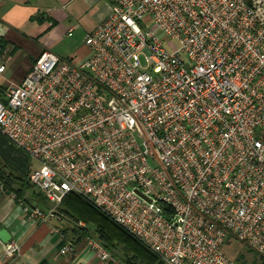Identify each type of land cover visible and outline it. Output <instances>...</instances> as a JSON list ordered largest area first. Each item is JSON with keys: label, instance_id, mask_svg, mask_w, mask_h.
<instances>
[{"label": "built area", "instance_id": "1", "mask_svg": "<svg viewBox=\"0 0 264 264\" xmlns=\"http://www.w3.org/2000/svg\"><path fill=\"white\" fill-rule=\"evenodd\" d=\"M109 1L87 58L46 50L0 99V134L50 204L22 214L62 221L77 194L165 264H236L228 239L264 255V0Z\"/></svg>", "mask_w": 264, "mask_h": 264}, {"label": "crops", "instance_id": "2", "mask_svg": "<svg viewBox=\"0 0 264 264\" xmlns=\"http://www.w3.org/2000/svg\"><path fill=\"white\" fill-rule=\"evenodd\" d=\"M110 9L109 0H0V55L5 65L4 71L0 72V99H4L5 89L10 84L24 79L46 50L61 58H86L89 55L87 46L84 52L72 48L59 54L58 44L68 41L77 27L84 28L85 36L94 31ZM4 169L10 172L7 167ZM22 194L25 203L49 209V202L36 188L24 185ZM13 195L0 189V230L5 229L11 236L10 241L16 242L21 250L18 257L6 260L4 243L0 240V264H115L114 261L119 260L112 256L103 261L85 240L77 239L72 242L73 251L62 254L60 249L66 244L71 230L64 228V223L56 218L42 222L25 217L20 199ZM234 242L237 241L228 239L225 245ZM247 251L252 253L248 258L242 255L234 259L225 255L236 264H264V255Z\"/></svg>", "mask_w": 264, "mask_h": 264}, {"label": "trees", "instance_id": "3", "mask_svg": "<svg viewBox=\"0 0 264 264\" xmlns=\"http://www.w3.org/2000/svg\"><path fill=\"white\" fill-rule=\"evenodd\" d=\"M2 136L0 134L1 138ZM8 147V151L16 153V155L10 154L9 156H2L0 158V181L2 182L3 190L14 194L17 200H23L22 189L24 185L32 187L29 183V174L32 165L31 158L13 144L8 145ZM19 151L23 154H17ZM4 167L10 169V172H5ZM42 209L44 210V208ZM58 214L65 215L75 223L76 228L80 232L79 239L77 240L90 235L89 228L87 227L90 221L96 225V229L93 232L100 239L102 245L109 251H118L119 253L121 243L125 244L126 251L120 254L122 255L124 264H165L141 241L80 195H67L58 209ZM116 240L120 243H117ZM42 264L46 263L42 262Z\"/></svg>", "mask_w": 264, "mask_h": 264}, {"label": "rangeland", "instance_id": "4", "mask_svg": "<svg viewBox=\"0 0 264 264\" xmlns=\"http://www.w3.org/2000/svg\"><path fill=\"white\" fill-rule=\"evenodd\" d=\"M85 30L84 28H76L73 32V35L71 38H67L68 41H64L62 43H59L58 44V47H57V53H61L63 52L64 50L67 51L68 49H78L80 52H84V50L86 49V44H85ZM165 44V47H167L168 49H171L169 47V44H167V42L164 43ZM176 45V42L175 41H171V47H174ZM87 58V57H86ZM85 59V58H84ZM141 60H142V65L143 67H146V63L144 61V58L141 57ZM5 137L2 136V138L0 137V158H2V156H9L10 154L11 155H16V153H12V152H9V147L8 145H10L11 143L9 141H7L6 139H4ZM15 152V151H13ZM17 154H23L21 151H19ZM31 164L33 165V167H36L38 165V163L35 161V160H32L31 159ZM3 186V185H2ZM33 187V186H32ZM34 188V187H33ZM62 222L64 223V228H68L71 230V232H69L68 234V240L67 242H73L75 241L76 239H79V235H80V232L78 231V229L76 228V225L73 221H71L68 217H66L65 215H62ZM83 225V224H82ZM87 227L89 228V231H90V235H87V236H84V238H81L80 240H86V238H91L95 241H100V239L97 237V235H95V233L93 232L95 229H96V225L93 223V222H88L87 224ZM75 230V231H73ZM117 243H120L118 240H116ZM122 245L121 246V249H120V252L118 253V251L116 252H111L109 251L107 248H105L102 243L101 245L103 246L104 249H106L111 256L119 259V261L123 262L124 263V260L122 259V255L120 254H123L126 249L124 247L125 244L121 243ZM224 249V252L226 255H228L229 257H232V258H237L238 256H244L245 258H248L249 254H252V253H249L247 250H250L249 248L247 249V247L239 242H234L232 244H226L225 247L223 248ZM252 252V251H251ZM132 253V252H131ZM255 254V253H254ZM237 260V259H236Z\"/></svg>", "mask_w": 264, "mask_h": 264}, {"label": "water", "instance_id": "5", "mask_svg": "<svg viewBox=\"0 0 264 264\" xmlns=\"http://www.w3.org/2000/svg\"><path fill=\"white\" fill-rule=\"evenodd\" d=\"M0 240L3 243H7L11 240V236L9 235V233L5 229L0 230Z\"/></svg>", "mask_w": 264, "mask_h": 264}]
</instances>
